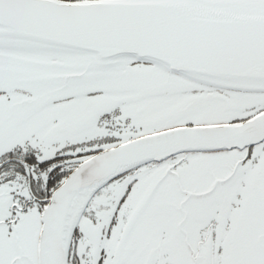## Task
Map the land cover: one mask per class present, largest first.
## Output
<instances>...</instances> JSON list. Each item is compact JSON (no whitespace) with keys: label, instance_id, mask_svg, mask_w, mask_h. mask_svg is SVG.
<instances>
[{"label":"snow or ice","instance_id":"obj_1","mask_svg":"<svg viewBox=\"0 0 264 264\" xmlns=\"http://www.w3.org/2000/svg\"><path fill=\"white\" fill-rule=\"evenodd\" d=\"M0 264H264V0H0Z\"/></svg>","mask_w":264,"mask_h":264}]
</instances>
